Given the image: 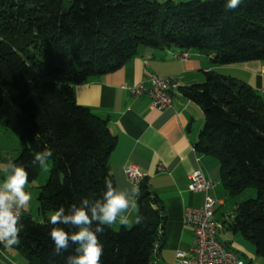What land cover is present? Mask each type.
Returning a JSON list of instances; mask_svg holds the SVG:
<instances>
[{"label":"trees","instance_id":"1","mask_svg":"<svg viewBox=\"0 0 264 264\" xmlns=\"http://www.w3.org/2000/svg\"><path fill=\"white\" fill-rule=\"evenodd\" d=\"M141 46L193 50L217 65L264 61V0H242L233 10L226 0H0V124L21 141L9 161L32 182L40 173L34 154L53 151L37 193L44 220L24 212L21 242L12 247L27 264H65L75 246L54 253L48 213L100 198L106 178L115 187L109 156L116 137L106 119L76 102L74 86L120 68ZM179 90L203 111L196 152L218 161L220 181L236 200L227 227L264 257V98L214 71ZM137 186L144 221L105 226L101 264H149L164 240L162 200L146 176ZM250 187L256 197L239 199Z\"/></svg>","mask_w":264,"mask_h":264},{"label":"crops","instance_id":"2","mask_svg":"<svg viewBox=\"0 0 264 264\" xmlns=\"http://www.w3.org/2000/svg\"><path fill=\"white\" fill-rule=\"evenodd\" d=\"M180 3L187 0H158ZM177 47L152 49L141 46L137 54L123 66L109 73L74 86L75 100L88 107L94 114L107 120L116 144L109 156V169L115 187L130 191L135 185L128 179L126 168L134 165L149 180L150 188L162 200L164 208V240L154 253L149 264H173L178 251L187 254L194 245L192 228L184 223V209L199 207L204 202V192L188 190L189 175L201 170L212 187L207 194L215 199V218L224 219L227 192L220 181V165L211 157L196 152L194 144L204 123L203 111L197 103L186 98L179 87L202 83L207 72L216 71L230 75L251 85L259 94H264V61L250 60L237 64L217 65L204 54L190 50L186 59L178 56ZM149 74L176 76L178 89L172 92L171 106L164 109L151 107L148 95H134L129 86L140 82L148 85ZM21 145L18 147L20 151ZM6 152V153H5ZM0 144V160L3 154ZM8 157V156H7ZM5 158L8 162L9 159ZM47 175L33 186L32 201L26 213L38 221L33 211L38 210L37 193ZM36 202V203H34ZM137 209L130 210L134 223ZM121 227L119 223L112 226ZM238 232L223 227L218 238L236 250L245 264H264V257L257 255L253 245ZM240 234V233H239ZM0 264H27L25 257L13 248L0 245Z\"/></svg>","mask_w":264,"mask_h":264},{"label":"clouds","instance_id":"3","mask_svg":"<svg viewBox=\"0 0 264 264\" xmlns=\"http://www.w3.org/2000/svg\"><path fill=\"white\" fill-rule=\"evenodd\" d=\"M241 2L226 0V8L236 9ZM52 156L53 151L46 147L34 154L32 163L48 171ZM0 171L3 172L0 178V244L12 248L21 242L22 217L30 206L32 193L26 190L29 174L23 166L8 161L0 165ZM104 184L105 191L100 198L81 197L78 204L73 203L67 209L60 206L49 217L52 227L48 235L54 253L61 255L75 246V254L68 255L65 264H101L104 249L98 234L104 233L105 226L117 223L128 226L132 222L129 213L137 209L139 187L135 186L130 191L118 190L107 178ZM143 221L144 217L135 216V224Z\"/></svg>","mask_w":264,"mask_h":264},{"label":"built area","instance_id":"4","mask_svg":"<svg viewBox=\"0 0 264 264\" xmlns=\"http://www.w3.org/2000/svg\"><path fill=\"white\" fill-rule=\"evenodd\" d=\"M189 53L184 51L179 54L180 59H186ZM145 83H138L129 86L130 92L134 95L146 94L151 99V107L164 109L171 106L172 92L178 89L179 81L176 76H158L149 74ZM264 91V89H262ZM128 179L137 186L143 175L134 165L126 168ZM212 187L210 180L196 170L189 175L188 190L191 192H204V202L199 207L187 206L184 209V223L192 228L194 245L189 254L178 251L173 264H245L240 254L222 243L219 232L224 226L234 219L233 211L226 212L223 220L215 218V199L207 194Z\"/></svg>","mask_w":264,"mask_h":264},{"label":"rangeland","instance_id":"5","mask_svg":"<svg viewBox=\"0 0 264 264\" xmlns=\"http://www.w3.org/2000/svg\"><path fill=\"white\" fill-rule=\"evenodd\" d=\"M232 77H234V76H232ZM235 78H237V77H235ZM260 95L262 96V98H264V94L261 93ZM0 144L2 145L3 150L6 151V148H7V150L9 151L8 155L5 154L6 152L2 155V159L0 160V165H3L5 163H7L5 158H8V157L10 158L11 156L14 158L18 155V153H19L18 147H19V145H21V141L19 140V138L15 134H13L11 131L5 129V127L0 124ZM45 175H47V177H48V171H44L43 169L40 168V173H39L38 177L35 180H33L32 182L28 183L26 190L31 192L32 189H35L33 186H35L36 184H39L44 179ZM2 177H3V172L0 171V178H2ZM44 182L45 181H43L42 183H44ZM254 197H256V191L252 187L247 188L246 190H244L239 195V199H248V198H254ZM235 202H236L235 198L228 195V198L226 200L227 205L225 207V211L231 212ZM34 203H36V202H34ZM53 213L54 212H49L48 217H50ZM33 214L35 215V217L42 219V215H38L36 210L33 211ZM237 236L241 237V235L239 233L237 234ZM247 243H249V245H252L251 242H247ZM232 249L235 251L238 250L236 248H232Z\"/></svg>","mask_w":264,"mask_h":264}]
</instances>
